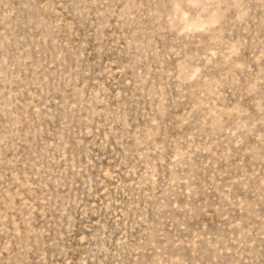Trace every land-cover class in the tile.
Wrapping results in <instances>:
<instances>
[{
    "label": "rangeland",
    "instance_id": "obj_1",
    "mask_svg": "<svg viewBox=\"0 0 264 264\" xmlns=\"http://www.w3.org/2000/svg\"><path fill=\"white\" fill-rule=\"evenodd\" d=\"M0 264H264V0H0Z\"/></svg>",
    "mask_w": 264,
    "mask_h": 264
}]
</instances>
